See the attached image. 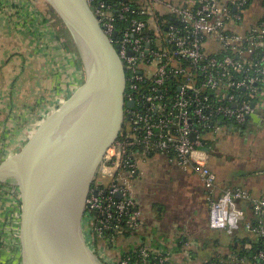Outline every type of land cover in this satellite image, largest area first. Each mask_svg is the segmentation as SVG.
<instances>
[{"label":"built area","instance_id":"2783aa9c","mask_svg":"<svg viewBox=\"0 0 264 264\" xmlns=\"http://www.w3.org/2000/svg\"><path fill=\"white\" fill-rule=\"evenodd\" d=\"M252 1L88 0L118 46L125 98L134 103L86 200L84 233L106 264H264V196L238 187L219 193L210 165V143L216 147L223 126L244 127L263 115L264 16L245 20ZM160 153L205 188L208 228L231 237L222 253L200 259L195 242L182 236L143 237L134 182L141 162ZM16 240L17 251L0 264H21Z\"/></svg>","mask_w":264,"mask_h":264},{"label":"water","instance_id":"95a60500","mask_svg":"<svg viewBox=\"0 0 264 264\" xmlns=\"http://www.w3.org/2000/svg\"><path fill=\"white\" fill-rule=\"evenodd\" d=\"M47 1L75 42L85 76L20 149L0 161V182L16 186L21 264H106L87 242L82 222L99 165L120 136L126 106L134 103L125 98L118 46L88 0ZM229 128L237 130L233 123Z\"/></svg>","mask_w":264,"mask_h":264},{"label":"crops","instance_id":"0c3cea01","mask_svg":"<svg viewBox=\"0 0 264 264\" xmlns=\"http://www.w3.org/2000/svg\"><path fill=\"white\" fill-rule=\"evenodd\" d=\"M170 1L185 3L186 0ZM23 3L30 7L34 0H23ZM38 3L41 9L36 7L37 13L27 15V12H16L8 0L0 1V161L18 151L39 121L64 100L68 88L72 84L74 88L83 78L80 61L66 56L64 41L59 39L64 25L52 15L46 0H38ZM259 3L262 7L250 6L246 10L248 23L264 16V0ZM51 28L59 29L58 33L54 35ZM71 63L73 72L69 76ZM66 78L70 79L65 82ZM261 119L263 121L247 124L245 128H234L243 131L258 126L261 129L264 128V110ZM210 165L214 169L216 164L210 161ZM217 177L219 193L238 187L249 190L254 196H264V176L259 181L248 176L230 178L217 174ZM1 183L8 188L0 193V261L4 263L6 257H12L7 254L17 247L19 200L14 183ZM134 192L146 224L143 237L149 233L156 236L159 232L171 241L176 229L185 228L183 233H186L192 225L200 230L204 223L208 227L205 188L195 174L183 171L168 154H156L141 162ZM180 236L188 239L181 234L173 240L178 241ZM203 257L199 254V258Z\"/></svg>","mask_w":264,"mask_h":264},{"label":"rangeland","instance_id":"374dc122","mask_svg":"<svg viewBox=\"0 0 264 264\" xmlns=\"http://www.w3.org/2000/svg\"><path fill=\"white\" fill-rule=\"evenodd\" d=\"M11 1H14V4H12V6H14L13 9L16 12H20L22 14L27 12V15H31L34 12H36V9H37L36 7H38L39 10L41 9L39 7L40 3H38V0H34V3H30L31 5L30 7H25L23 5L24 4L23 0H11ZM260 1L261 0H253L251 3V8L253 9L260 8V5H261L259 3ZM55 26L58 27L57 25ZM54 29L51 28V31L55 35V33L56 34L58 33L59 29L57 30L56 29L54 30ZM59 35L61 36L59 37L60 41H64V42L67 37L69 39L71 38V36H68L66 32H64V34L60 32ZM72 45L73 47H75L74 46L75 44H72ZM75 49H77V47ZM77 52H78V49H77ZM66 56L74 57L76 59L75 61L77 62L80 61V64L82 65L81 68L83 70L82 77L84 78L86 67H85V63L83 62V59L81 58L80 53L78 57L75 54V52L66 51ZM69 65H70L69 70L71 67V70L68 72L70 76V74L73 72V64L71 63ZM69 76L67 75V77ZM69 79L70 78L68 79L66 78L65 82ZM59 86L62 88L60 80H59ZM257 127L258 126L248 127L249 129H246L243 131H240L238 129L229 131L226 126H223L221 131H219L216 134L218 137V143H217L216 149L210 152L211 153L210 161L212 164L214 165L216 164L213 170L216 171L215 173H217L219 177L242 178V177L248 176L249 178L255 181L257 180L259 181L260 179L263 178L264 176V128L260 129ZM250 130H253V131H250ZM205 224L206 223L201 225V230L198 229V227H196L195 225H192L193 227H189L186 229L187 230L186 233H183L185 229L184 227H183L184 229H178V230L176 229L175 233L171 234V236L173 237V239H176L178 235H181V234L186 235L189 241L195 242V243H192L194 245L192 246V250L194 252H197L201 256H204L203 258L207 256H214L216 254H219L220 252L222 253L223 251L226 250L227 247H229L231 237L222 231H216V230L209 229L208 227H206ZM82 225H83L84 231L88 233L86 230L84 221L82 222ZM156 236H157V239L159 240L160 239H164L166 241L170 240L164 234L159 233V232ZM85 237H86V234H85ZM173 239H171V241L173 242L177 241ZM203 244L206 245V248H204ZM176 246L178 247V245ZM1 247L2 246H0V248ZM14 251H17V247H15Z\"/></svg>","mask_w":264,"mask_h":264},{"label":"trees","instance_id":"16d2710c","mask_svg":"<svg viewBox=\"0 0 264 264\" xmlns=\"http://www.w3.org/2000/svg\"><path fill=\"white\" fill-rule=\"evenodd\" d=\"M47 1V0H46ZM47 3H48V1H47ZM49 4V8H51L50 9V11H52V15H54V17L56 18V20L57 21H59V23H62L63 25H64V23L62 22V20L60 19V17H59V15L56 13V11L53 9V7L50 5V3H48ZM62 32H66V34H68V36H70L69 35V32H68V29L66 28V26L64 25V27H62ZM72 38V37H71ZM69 39L68 37L66 38V40H65V42H64V47H65V50L67 51V52H70V51H72V52H75V54L79 57V53L77 52V49H75L76 48V44H75V42L74 41H72L73 39ZM74 42V43H73ZM72 44H75L74 46L75 47H73V45ZM60 105V104H59ZM58 105V106H59ZM211 145H210V147H211V151H213V150H215L216 149V147H214L213 146V144L212 143H210ZM7 187L5 186V191H7ZM8 193H10V190H8Z\"/></svg>","mask_w":264,"mask_h":264}]
</instances>
